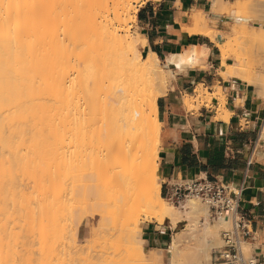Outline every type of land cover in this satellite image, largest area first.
<instances>
[{
    "label": "bare ground",
    "instance_id": "bare-ground-1",
    "mask_svg": "<svg viewBox=\"0 0 264 264\" xmlns=\"http://www.w3.org/2000/svg\"><path fill=\"white\" fill-rule=\"evenodd\" d=\"M130 1L0 0V264H61L58 242H76L81 226L90 235L121 227L143 260L164 264L165 249L144 245L152 251L145 254L141 235L127 227L142 216L159 224L184 222L167 246L171 264L183 262V236L196 228L201 234L190 252L195 264H223L211 261V250L220 241L218 227L230 228V221L212 218L209 206L194 197L180 210L162 195L158 170V99L174 76L168 65H206L210 50L190 47L169 54L163 65L155 52L145 58L121 34ZM247 2L248 16L262 26L264 0ZM193 17L189 32L213 40L218 32L207 15L197 11ZM244 24L221 32L225 40L217 46L224 61L232 56L227 37L240 38ZM263 34L251 33L261 36L259 44ZM250 46L243 48L250 59L234 54L223 75L243 79L264 101V46L261 55ZM196 92L211 98L202 85ZM186 96L188 106L192 96ZM261 131L264 136V124ZM55 251L62 261L50 259ZM247 251L243 244L250 258Z\"/></svg>",
    "mask_w": 264,
    "mask_h": 264
},
{
    "label": "crops",
    "instance_id": "crops-1",
    "mask_svg": "<svg viewBox=\"0 0 264 264\" xmlns=\"http://www.w3.org/2000/svg\"><path fill=\"white\" fill-rule=\"evenodd\" d=\"M235 2L149 0L138 8L137 28L148 52H155L162 61L194 46L210 50L206 65L182 69L168 65L174 78L158 99L162 191L168 194L172 185L199 177L217 179L240 190L247 228L244 245L251 258L264 264V101L243 79L224 77L232 61L229 57L224 61L217 46L235 23L238 12L224 9ZM197 11H203L210 28L218 32L213 40L189 32ZM198 85L207 89L211 98L192 110L184 100L186 95H197ZM183 223L147 222L143 231L147 248L165 249Z\"/></svg>",
    "mask_w": 264,
    "mask_h": 264
},
{
    "label": "rangeland",
    "instance_id": "rangeland-1",
    "mask_svg": "<svg viewBox=\"0 0 264 264\" xmlns=\"http://www.w3.org/2000/svg\"><path fill=\"white\" fill-rule=\"evenodd\" d=\"M147 1H149V0H138V1L131 0L130 1L132 9H131V12L129 13V15L126 17V22L127 23H126V25L124 27V30L121 31V34H127V35L130 36L131 39H133L135 41L139 51L142 53V55L145 58L148 56V50H147L145 39H144L143 35L140 33L139 29L137 28V12H138L139 6L143 5ZM247 1H251V0H236L235 3L230 5V8L229 7H225L224 8L225 11H228V10L231 11L232 9H235L238 12V15L235 17V23H233L230 26V30H232L234 27H238L239 29H241L240 27H242V25L244 24L243 22H245L244 27L245 26L247 27L246 32L243 30L244 34L247 35L246 36L247 38H245V42L242 40V38H244L242 36H245V35L242 33L243 31L241 32V30H239L242 33L240 35V38L238 37L237 33H234V35L236 34L235 35L236 37L232 36L233 34L230 37L229 36L227 37L226 49L229 51L230 54H232V56H234V54H236V53H241V55H243L244 54V51H243L244 49L243 48H244V45L246 44V42L249 43V46H250V44L252 43L251 42L252 40L255 39L254 40V42H255L259 37L261 38V36H258V38H253L251 33L259 35L261 32L263 33V31H264V30L261 31V28L264 29V22L262 21L263 22L262 26H257L256 23L259 22V20H256L254 17H249L250 16L249 14H250L251 11L248 12L249 14L246 12L247 5H245V4L248 3ZM237 6L238 7L240 6L241 8H237ZM245 6H246V8H245ZM242 7L245 8V11H243L244 9ZM242 12H243L244 15L242 14ZM245 12L247 13V15L245 14ZM236 23H239V25L236 24ZM246 27H245V29H246ZM246 33H248L249 35L252 36L250 38V39L253 38L251 41H249L250 39H248L250 36L248 34H246ZM262 36H264V34ZM224 40H225V36H224ZM258 41L259 40L256 41V44L257 43L259 44V42L262 41V40L260 39V41L259 42ZM243 42H244V44H243V48H242V43ZM262 43L259 44L261 47H259L258 44L256 45V44L252 43L250 48L254 47V45H255V46L259 47V49H260V51H257L256 53H259V52L263 53L264 49L262 47L264 46V44L262 46L261 45ZM247 46H248V44H247ZM257 47L256 48L254 47L252 49H257ZM247 48H249V47H247ZM262 49H263V52H261ZM242 52H243V54H242ZM260 53H259V55H261ZM259 55H257V56H259ZM262 55L264 57V53ZM232 56L229 57V58L233 62V57ZM244 57L246 58V61L248 59H250V58H248L249 55H245L244 54ZM261 57L262 56H260V58ZM257 58H259V57H257ZM253 60L255 62L256 59L254 58ZM258 61H260V60H258ZM249 63H251V66L255 64L254 67L252 66L255 69H258V68L260 69L261 68V65H259L260 63L258 64V62L257 63H252V62L249 61ZM162 65H163V61H162ZM173 77L174 76L170 77L171 80H170V84L168 86V89L171 86V82L173 80ZM207 93H208V91H207ZM186 97L187 96H185V99H186ZM206 101H210V99L209 100L201 99L197 95L196 96H192L191 100L189 101L188 107L190 109H192V110H196L197 107H199L200 105H202ZM221 110H222V108H221ZM161 193H162L163 196L171 199L174 202L172 197L169 196L166 192L162 191ZM200 202L202 204L206 205L202 201H200ZM174 204H176L180 208V210L181 209L183 210V204L182 205H178L176 202H174ZM182 213H184V212H182ZM202 220H203V218H202ZM146 223H147V221L145 219V216H142L138 220H136L135 224H129V225H127V227L130 228L131 231H133L135 234L141 235L142 240H143V251H144L145 254L149 255L150 253H152V251L148 250V249H146L144 247V245H146V244H145V241H144V238H143V231H144ZM183 226H184V223L179 227V229H181ZM226 228L227 227H225V226H219L218 227V229H217L218 233L217 232L216 233L219 235L220 241H219V243H215L216 246H214L213 249L211 250V254H212V251L214 249L220 248L223 245L221 232H222L223 229H226ZM199 229H200V231H199ZM199 229L196 228L195 230L194 229L193 230L191 229L190 231L188 230L187 233L184 232L186 235L184 234V236H183L184 242L182 240V242H181L182 245L180 244V248L181 249L184 248V250L186 248H188V250H186V253L182 256V258H183V259H181V261H183V262H181L182 264H195L196 263L195 262L196 258L194 259L195 256H194V254H192L193 251H195V249L193 248L194 249L193 250L192 247L195 245V243H196V241L198 239V236L201 234L200 233L201 232V228H199ZM122 232L123 231L121 230V227H118V228H116L114 230H108L105 233L97 232L96 234L90 235V234H88L85 226H81L80 227V232H79V235H78V239H77L76 242H74V240L72 241V239H69L70 237L58 242V246L60 248H62V249L61 250H57V251L58 252L60 251L61 254L59 253V255L62 256L61 259L62 258L64 259V262L63 263L60 262V263L61 264H158V263H155L153 261H149V260H145V259L143 260V257H142L141 253L138 250H136L135 248L129 247L128 242L121 235ZM167 246L165 248V260H164L165 262H164V264H171L172 255L173 254L169 252ZM191 251H192V253H191L192 255L190 254ZM58 252H56V254H54V252L51 253L50 254V259L53 260V261L56 260V262L57 261L59 262L61 259H59ZM247 255H249L248 251H247ZM55 256H56V258H55ZM192 256H193V258H192ZM53 257H54V259H53ZM33 259L35 260L36 258H34V256H33ZM57 259H59V260H57ZM211 261H212V259H211ZM204 262H206V261H203V263ZM54 264H55V262H54Z\"/></svg>",
    "mask_w": 264,
    "mask_h": 264
},
{
    "label": "built area",
    "instance_id": "built-area-1",
    "mask_svg": "<svg viewBox=\"0 0 264 264\" xmlns=\"http://www.w3.org/2000/svg\"><path fill=\"white\" fill-rule=\"evenodd\" d=\"M240 190L217 179L199 177L176 183L168 190L174 202L182 205L194 197L209 206L212 218H224L231 223L230 228L221 232L223 245L212 251V261L223 264H260L243 253L244 234L247 231L245 214L241 209Z\"/></svg>",
    "mask_w": 264,
    "mask_h": 264
}]
</instances>
